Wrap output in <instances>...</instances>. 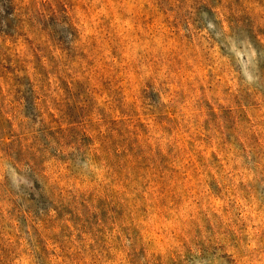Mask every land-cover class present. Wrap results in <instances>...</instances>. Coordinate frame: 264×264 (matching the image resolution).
<instances>
[{"label": "rangeland", "instance_id": "rangeland-1", "mask_svg": "<svg viewBox=\"0 0 264 264\" xmlns=\"http://www.w3.org/2000/svg\"><path fill=\"white\" fill-rule=\"evenodd\" d=\"M0 264H264V0H0Z\"/></svg>", "mask_w": 264, "mask_h": 264}]
</instances>
